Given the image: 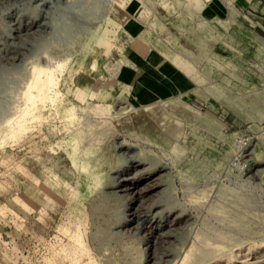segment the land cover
<instances>
[{
  "label": "rangeland",
  "instance_id": "rangeland-1",
  "mask_svg": "<svg viewBox=\"0 0 264 264\" xmlns=\"http://www.w3.org/2000/svg\"><path fill=\"white\" fill-rule=\"evenodd\" d=\"M112 1L0 0V264H264V35L229 32L209 97L123 129L122 99L65 91ZM36 66L57 96L25 117Z\"/></svg>",
  "mask_w": 264,
  "mask_h": 264
},
{
  "label": "crops",
  "instance_id": "crops-1",
  "mask_svg": "<svg viewBox=\"0 0 264 264\" xmlns=\"http://www.w3.org/2000/svg\"><path fill=\"white\" fill-rule=\"evenodd\" d=\"M107 17L106 37L66 75L65 91L76 100L79 93L85 100L106 93L105 103L122 99L123 129L141 130L161 104L209 97L198 67L227 61L217 49L229 32L264 35V0H113ZM105 60L119 63L107 88L100 81Z\"/></svg>",
  "mask_w": 264,
  "mask_h": 264
},
{
  "label": "bare ground",
  "instance_id": "bare-ground-1",
  "mask_svg": "<svg viewBox=\"0 0 264 264\" xmlns=\"http://www.w3.org/2000/svg\"><path fill=\"white\" fill-rule=\"evenodd\" d=\"M47 67L45 69H42V68L38 69L37 66L35 67L38 69L39 72L37 73V75L35 77H33L32 81L30 82V84H28L26 91L24 93V96H25L24 99L27 98L25 101V104L27 103V101L30 102L29 106L26 107L24 105L26 107L25 109L23 108L24 109L23 112H24L25 117H28V116L31 117V115L33 114L34 107L38 103L40 105H43V106L45 105L46 102H49L50 106H53L55 103L54 97L57 96V92H56L55 87H54V80H53L54 75L51 74V71H49L50 69L48 70ZM35 68L33 67L32 71H34ZM33 74H34V72H33ZM55 85H56V83H55ZM35 110H36V108H35ZM19 112H20V110H19ZM17 114L18 113H16V115ZM12 118H14V116ZM20 118H22V117H20ZM23 118H24V116H23ZM11 120H13V119H11ZM25 121H24V119L23 120L20 119V121H19V118L17 120H15L14 122H15V125L17 127L16 129L19 130L21 128V124L24 123ZM11 131H13V130H11ZM13 136H15V135H13Z\"/></svg>",
  "mask_w": 264,
  "mask_h": 264
},
{
  "label": "built area",
  "instance_id": "built-area-1",
  "mask_svg": "<svg viewBox=\"0 0 264 264\" xmlns=\"http://www.w3.org/2000/svg\"><path fill=\"white\" fill-rule=\"evenodd\" d=\"M119 69V68H118ZM118 69H115V70H117L118 71Z\"/></svg>",
  "mask_w": 264,
  "mask_h": 264
}]
</instances>
